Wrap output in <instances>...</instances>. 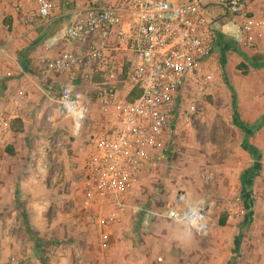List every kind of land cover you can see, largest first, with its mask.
Listing matches in <instances>:
<instances>
[{
	"label": "rangeland",
	"instance_id": "1",
	"mask_svg": "<svg viewBox=\"0 0 264 264\" xmlns=\"http://www.w3.org/2000/svg\"><path fill=\"white\" fill-rule=\"evenodd\" d=\"M215 44L200 70L210 80L181 90L164 150L131 186L104 251L75 185L96 113L89 111L83 135L72 139L68 120L40 93L58 92V74L27 68L41 90L25 87V126L8 123L4 130L20 132L12 145L0 138V264H129L131 251L134 264L148 255L156 264H264V132L255 140L233 124V116L246 125L253 114L264 116V66L244 61L240 73L237 46L226 37ZM4 80L2 107L19 86ZM177 191L190 206L209 202L204 231L162 216Z\"/></svg>",
	"mask_w": 264,
	"mask_h": 264
},
{
	"label": "built area",
	"instance_id": "2",
	"mask_svg": "<svg viewBox=\"0 0 264 264\" xmlns=\"http://www.w3.org/2000/svg\"><path fill=\"white\" fill-rule=\"evenodd\" d=\"M250 1L88 3L46 40L47 47L72 46L45 62L48 72L67 77L54 96L42 91L54 115L68 120L72 139L83 135L90 110L97 116L85 131L75 185L79 209L93 220L101 251L127 207L131 186L164 150L181 90L210 80L200 70L217 38L226 37L251 52L264 46V14L249 11ZM56 7L55 0H34L32 9L16 3L14 10L22 24H43ZM25 97L18 87L7 100L8 107L0 111L2 129L15 119ZM187 110L192 113L194 107ZM208 207V201L190 206L174 199L162 216L199 233L206 229Z\"/></svg>",
	"mask_w": 264,
	"mask_h": 264
},
{
	"label": "crops",
	"instance_id": "3",
	"mask_svg": "<svg viewBox=\"0 0 264 264\" xmlns=\"http://www.w3.org/2000/svg\"><path fill=\"white\" fill-rule=\"evenodd\" d=\"M108 1L109 0H55L57 7L48 22L43 24L39 22L22 24L19 15L14 10V5L19 3L24 9H32L34 7V0H0V47L3 49L2 53H0V93L3 88V83H5L4 79H7L6 84H8L7 86L9 88L18 84V87L25 90L26 97L23 106L27 104L26 101L29 98L26 88L28 90L31 89V87L35 88V86L36 88H39L36 82L32 80V76H30V72L27 68L41 67L42 65L45 68V62L58 51L72 49L71 44L65 43L60 45L57 43L53 47H47L46 40L50 38L55 31L63 28L72 20L75 9L88 3L103 4ZM247 7L249 11L255 15L264 14V0L250 1L247 3ZM244 61L251 63L253 68H259L260 64L263 66L264 46L257 52H251L237 46V65H239V63H244ZM36 70H39V68ZM58 78L60 88L62 84L67 81V77L65 74H58ZM23 81L28 82L29 85L21 84ZM46 82L51 84L49 83L51 81ZM48 84L45 85L46 89H49L52 86ZM237 85L240 87L238 81ZM40 90L41 89L39 88V91ZM40 93L42 94V90ZM13 95L14 92L11 97ZM3 100L0 99V103ZM4 106L8 107L7 102H4ZM2 108L3 107L0 106V111ZM19 110L16 112L15 119L18 123L25 126V114H29V111L24 112L25 109H22V111ZM261 115L262 113L260 112L253 114V119L244 122L258 125L254 132L256 133L254 137L255 140L260 139L264 132V116L260 117ZM18 134H20V132H11L9 129L4 130L0 127V138L6 140L8 144L12 145ZM248 145L253 148V151L256 150H254L255 147L251 143ZM209 200H211V198H209ZM125 257L129 259V264H134L135 257L132 254V251L128 252ZM87 258H91V255H88ZM144 261V264H156L153 263L151 255L145 257ZM89 264L91 263L89 262Z\"/></svg>",
	"mask_w": 264,
	"mask_h": 264
},
{
	"label": "trees",
	"instance_id": "4",
	"mask_svg": "<svg viewBox=\"0 0 264 264\" xmlns=\"http://www.w3.org/2000/svg\"><path fill=\"white\" fill-rule=\"evenodd\" d=\"M219 39H220V37H219ZM261 65L262 64H260L259 66H261ZM236 68H237L236 70H239L240 73H243L244 72L243 65L239 64ZM118 88H120V85H118ZM131 100H132L131 97H128V101H131ZM233 124L241 132H243L246 136H252L254 134V132L256 131L257 127H258L257 124H251V125H243V124H240V123L237 122L235 116H233ZM14 125H19V123L17 122L16 119L10 121V123H9V129H11V130H15V129L18 130L19 128H14ZM251 154L252 155H255L256 153H255V151L251 150ZM217 222H218V225L219 226H222L224 224V217L223 216H219ZM33 242H36V239ZM41 263L44 264L42 261H41Z\"/></svg>",
	"mask_w": 264,
	"mask_h": 264
},
{
	"label": "water",
	"instance_id": "5",
	"mask_svg": "<svg viewBox=\"0 0 264 264\" xmlns=\"http://www.w3.org/2000/svg\"><path fill=\"white\" fill-rule=\"evenodd\" d=\"M182 195H183L182 191H177L174 199H178V197Z\"/></svg>",
	"mask_w": 264,
	"mask_h": 264
},
{
	"label": "bare ground",
	"instance_id": "6",
	"mask_svg": "<svg viewBox=\"0 0 264 264\" xmlns=\"http://www.w3.org/2000/svg\"><path fill=\"white\" fill-rule=\"evenodd\" d=\"M180 199H183V196H179V197H178V200H180Z\"/></svg>",
	"mask_w": 264,
	"mask_h": 264
}]
</instances>
